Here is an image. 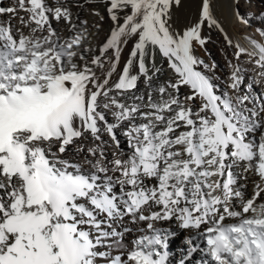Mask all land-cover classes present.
Masks as SVG:
<instances>
[{
  "label": "snow or ice",
  "instance_id": "6c2138e0",
  "mask_svg": "<svg viewBox=\"0 0 264 264\" xmlns=\"http://www.w3.org/2000/svg\"><path fill=\"white\" fill-rule=\"evenodd\" d=\"M180 2L105 0L95 49L70 0L0 4V264H169L172 220L195 230L185 243L198 264H264V43L234 45L259 70L245 83L229 60L222 88L215 61L194 54L205 24L219 27L211 0L178 32ZM158 55L173 75L154 86ZM89 134L77 162L61 158ZM126 220L141 225L127 243Z\"/></svg>",
  "mask_w": 264,
  "mask_h": 264
},
{
  "label": "bare ground",
  "instance_id": "6f19581e",
  "mask_svg": "<svg viewBox=\"0 0 264 264\" xmlns=\"http://www.w3.org/2000/svg\"><path fill=\"white\" fill-rule=\"evenodd\" d=\"M9 3L10 0H0V4L3 6H8ZM70 6L74 13V17L78 16L80 21H87L91 37L85 42V45L94 49L97 48L106 37L111 25V21L108 19L106 12L105 0H70ZM200 7L201 0H181L178 6L173 5L171 9L172 18L175 20L173 29L179 32L186 26L192 24L198 17ZM211 11L219 27H210L205 24L202 30V34L208 38V42L205 44V47L213 52L220 51L222 54H219L221 67L220 71H217V76L213 72L208 74L214 79L219 77V80L215 81L218 84H222V79L227 81V77L230 72L228 61L231 60L233 63L238 62L242 68L246 69L245 83H247L248 78L255 76L254 69L256 71L259 69L256 68L254 63L249 62V58L247 56H241L239 61H237L233 56L235 51L234 45L238 43L251 50L248 38L264 43V37H261L256 31L257 28L264 27V17L261 16V14L264 13V0H211ZM96 12L99 13V16L94 14ZM237 12L240 17H243V19L247 21V23H243L240 19H238ZM100 16H103L104 19L100 20ZM0 19L7 20V16L0 17ZM96 24L100 25L99 32H97L95 28ZM225 36L231 39L233 46H229L227 44ZM133 43L134 41L130 40L127 47L122 52L121 67L127 59ZM194 54L198 57L196 51H194ZM157 62L160 66H162L163 70L159 73L158 79L155 80L154 86L164 82L169 76L173 75L171 70L168 68L167 61L162 60L159 55L157 56ZM180 91L183 95L189 93L190 89L187 87H181ZM144 92L145 85L141 79L135 94L141 95ZM127 103H132V100H128ZM108 119L109 121L112 119L110 114ZM103 139L108 141L107 155L108 158L111 159V153L113 151L112 142L107 134H103ZM120 139L122 148L127 151L125 138L120 136ZM92 143L93 141L89 134L86 139L77 140L76 143L69 146L67 151L61 154V158L71 159V162L75 163L78 159L76 153L78 145L85 144L87 146ZM53 151H57L56 146L53 147ZM79 158L82 159L83 156L81 155ZM256 179L258 178L254 175L249 176L247 181V193L249 195L252 193L253 181ZM125 223L132 229V232L125 238V242L127 243L136 236L137 233L135 230L141 225H132L127 220ZM162 227L168 228L175 233V235L171 236L169 239V264H180L181 260H184V264H198V262L202 259L203 254L198 250L189 255V245L185 243L187 239L195 235V230L181 229L178 222L175 220L165 222ZM195 243L196 241L193 242V244ZM199 244L201 248L205 246V243L202 240L199 241ZM174 252H176V255H173Z\"/></svg>",
  "mask_w": 264,
  "mask_h": 264
},
{
  "label": "rangeland",
  "instance_id": "374dc122",
  "mask_svg": "<svg viewBox=\"0 0 264 264\" xmlns=\"http://www.w3.org/2000/svg\"><path fill=\"white\" fill-rule=\"evenodd\" d=\"M174 22H175V20L172 18V27L173 28H174ZM194 48L198 54V57L202 58L209 65H211L212 62L215 61V63L217 64V67L212 72L217 76L218 72L220 71V67H221V59L219 57L222 53L220 51L213 52V51L207 49L205 47V45L203 47H201L199 45H195ZM219 85L223 88L226 85V80L222 79V84H219ZM173 255H176V252H174Z\"/></svg>",
  "mask_w": 264,
  "mask_h": 264
}]
</instances>
